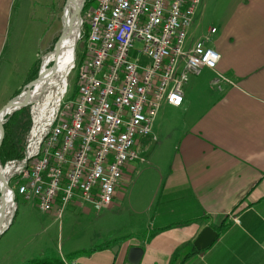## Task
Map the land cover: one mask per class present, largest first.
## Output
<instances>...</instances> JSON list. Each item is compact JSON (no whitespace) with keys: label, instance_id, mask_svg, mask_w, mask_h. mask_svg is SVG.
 Instances as JSON below:
<instances>
[{"label":"crops","instance_id":"1","mask_svg":"<svg viewBox=\"0 0 264 264\" xmlns=\"http://www.w3.org/2000/svg\"><path fill=\"white\" fill-rule=\"evenodd\" d=\"M13 2L0 0V61ZM192 26L188 47L209 35L221 54L219 70L235 85L219 92L215 73L204 69L190 78L182 106L162 103L154 138L138 139L144 166H125L109 209L119 207L120 185L141 166L136 176L148 191L149 202L139 211L148 218L146 234H113L103 243L109 247L57 264H127L133 246L144 250L140 264H264V0H202ZM224 222L212 246L186 257L206 226L217 230ZM19 255L18 263L10 256L0 264L47 259Z\"/></svg>","mask_w":264,"mask_h":264},{"label":"built area","instance_id":"2","mask_svg":"<svg viewBox=\"0 0 264 264\" xmlns=\"http://www.w3.org/2000/svg\"><path fill=\"white\" fill-rule=\"evenodd\" d=\"M201 1L97 0L84 20L76 94L69 98L66 88L47 123L33 128L24 157L3 166L25 201L44 212L58 207V215L71 203L109 208L125 166L144 161L136 145L153 137L163 102L182 106L190 78L204 69L215 73L219 92L235 85L219 70L209 35L187 45Z\"/></svg>","mask_w":264,"mask_h":264},{"label":"rangeland","instance_id":"3","mask_svg":"<svg viewBox=\"0 0 264 264\" xmlns=\"http://www.w3.org/2000/svg\"><path fill=\"white\" fill-rule=\"evenodd\" d=\"M66 4L67 0H14L5 33L4 53L0 61V105L21 91L32 79L35 62H39L40 71L44 55L54 51L55 43L64 29L63 13ZM96 4L97 0L85 1V21L89 20V14ZM205 23L209 22L206 20ZM207 25L202 24V27ZM87 28L84 22L80 40L76 45L74 67L68 75L69 98L76 94L80 66L86 58ZM193 28L190 36L194 32ZM34 105L25 107L31 126L25 136L24 155L31 130L46 124L47 118L50 117V113H47L43 124L37 125L35 121L38 113ZM144 153L142 155L145 157ZM10 161L12 160L2 166ZM140 164L144 166L141 161ZM141 168L138 166L137 170L140 171ZM137 172L128 174L120 185L117 209L107 208L99 211L91 204L82 207L78 203H71L61 215H58V207L44 212L36 206V201H25L17 192L19 179L9 180L10 176L7 175L9 184L15 191L17 210L12 226L0 239V259L15 256L18 263V253L19 257H23L34 252L38 258L46 254L47 259L52 261L71 262L74 253L102 245L109 241L113 234L123 236L134 231L139 233L137 235L146 234L148 218L139 211L144 203L149 202L146 198L148 191L144 189L142 179L136 176ZM115 228L120 229L114 231ZM30 262L31 260H28L29 264Z\"/></svg>","mask_w":264,"mask_h":264},{"label":"bare ground","instance_id":"4","mask_svg":"<svg viewBox=\"0 0 264 264\" xmlns=\"http://www.w3.org/2000/svg\"><path fill=\"white\" fill-rule=\"evenodd\" d=\"M86 0H67V4L63 13V24L64 29L63 36L64 40L60 45L58 56L52 51L51 54H46L42 60L41 70L43 78L38 82L32 92L33 101L35 104V111L38 113L36 118L37 125L43 124L46 119L47 113L52 112L57 107L59 100L67 88L68 75L71 74V70L74 67L75 62V51L77 42L80 40L81 21L75 16V9L77 6L84 5ZM72 27V35L68 36V32ZM48 119V118H47ZM2 120V114L0 115V121ZM32 132V130H31ZM9 170H6V173ZM7 177V175H6ZM4 202L5 205L0 212V224L3 219L6 218V224L13 213L16 206L13 207V202L10 200V196L7 192L1 197L0 203ZM66 209V208H65Z\"/></svg>","mask_w":264,"mask_h":264},{"label":"water","instance_id":"5","mask_svg":"<svg viewBox=\"0 0 264 264\" xmlns=\"http://www.w3.org/2000/svg\"><path fill=\"white\" fill-rule=\"evenodd\" d=\"M83 8L84 5L82 6H77V8L75 9V16L81 21V29L84 23V19H83ZM72 27H70V31L68 32V36L72 35ZM82 31H80V35H81ZM64 37L62 32L60 34V36L58 37V40L55 43L54 46V52L55 55L58 56L59 54V50H60V45L64 40ZM43 71L40 69L38 76L35 77L33 80H31L21 91L20 94H18L17 96H15L14 98H12L1 110H0V115L2 114V120L0 121V147L2 146V143L4 141L5 138V125L6 123L10 120V118L18 111L24 109L25 107L29 106L30 104H32V92L35 88V86L38 84V82L41 80V78H43ZM7 192L8 195L10 196V200L13 202V207L16 206L13 211V213L11 214L8 223L6 224V218L3 219V221L0 224V239L2 237L3 234H5L10 227L12 226L15 216H16V208H17V203L15 200V191L11 188L9 181L3 171V166L0 160V193H1V197H3L4 193ZM5 203L1 202L0 203V212L2 211L3 207H4ZM219 236V232L210 227V226H206L201 233L199 234V236L197 237V239L194 241V245L195 247L200 250L203 251L207 248H209L210 246L213 245V243L217 240ZM119 248V246H115L114 250L117 251V249ZM143 253L144 250L141 247L138 246H133L130 249L129 252V257H128V262L127 264H140L141 259L143 257Z\"/></svg>","mask_w":264,"mask_h":264},{"label":"trees","instance_id":"6","mask_svg":"<svg viewBox=\"0 0 264 264\" xmlns=\"http://www.w3.org/2000/svg\"><path fill=\"white\" fill-rule=\"evenodd\" d=\"M90 5V2L88 6ZM34 76L31 80H33L36 75L39 73V62L37 61L33 67ZM29 81V82H30ZM22 91V90H21ZM19 91L15 96L21 93ZM14 96V97H15ZM31 121L28 116V110L26 108L16 112L10 120L5 125V138L0 147V160L2 164H5L9 160L13 159H21L24 156V150L26 145L25 136L30 130ZM227 224L224 222L221 226L217 228L219 235L226 229ZM156 233H150L148 238L151 239L154 237ZM112 243H105L102 245L95 246L94 248L84 250L81 252L74 253L72 255L71 260L74 261L75 259L79 258L80 256L90 255L95 253L96 251L103 250L109 247ZM201 251L198 250L196 247L193 248L192 252L189 253L186 257H190L194 254L200 253ZM179 254L175 257V260L178 259ZM186 259H183L180 264H185ZM63 263L62 260H50V259H37L31 261L30 264H57ZM29 264V263H27Z\"/></svg>","mask_w":264,"mask_h":264}]
</instances>
